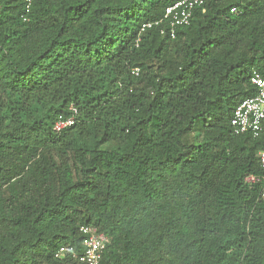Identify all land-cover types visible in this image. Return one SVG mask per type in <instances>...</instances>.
<instances>
[{
  "label": "trees",
  "instance_id": "obj_1",
  "mask_svg": "<svg viewBox=\"0 0 264 264\" xmlns=\"http://www.w3.org/2000/svg\"><path fill=\"white\" fill-rule=\"evenodd\" d=\"M174 1L0 0V264H83L55 256L81 225L99 264H264V136L230 124L264 78V0L140 32Z\"/></svg>",
  "mask_w": 264,
  "mask_h": 264
},
{
  "label": "built area",
  "instance_id": "obj_2",
  "mask_svg": "<svg viewBox=\"0 0 264 264\" xmlns=\"http://www.w3.org/2000/svg\"><path fill=\"white\" fill-rule=\"evenodd\" d=\"M27 1L29 2V0ZM202 3L203 0H176L166 6L161 19L143 22L140 32L163 22L161 32H167L173 38L178 27L190 23L195 8L201 6ZM134 73H137V69L134 70ZM250 80L255 86L256 92L236 106L230 124L235 134L247 133L254 138H258L264 136V78L254 72ZM68 109V113H61L55 119L53 125L55 131H61L74 124L77 108L70 105ZM258 154L260 163L264 167V150H260ZM246 179L254 180V177L250 176ZM79 230L83 234L80 242L82 252L78 254L73 245L62 244L58 247L55 256L70 254L71 257L83 264H99L102 252L109 244L108 236L99 231L94 225H81Z\"/></svg>",
  "mask_w": 264,
  "mask_h": 264
}]
</instances>
